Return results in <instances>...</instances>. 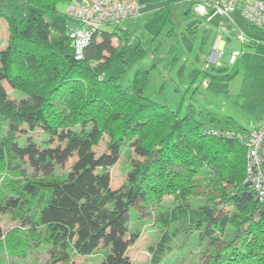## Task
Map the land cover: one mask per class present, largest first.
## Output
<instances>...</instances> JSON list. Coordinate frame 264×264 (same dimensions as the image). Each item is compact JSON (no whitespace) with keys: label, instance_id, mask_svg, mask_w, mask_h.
I'll return each instance as SVG.
<instances>
[{"label":"trees","instance_id":"obj_1","mask_svg":"<svg viewBox=\"0 0 264 264\" xmlns=\"http://www.w3.org/2000/svg\"><path fill=\"white\" fill-rule=\"evenodd\" d=\"M26 2L23 16L16 7L6 13L0 2V26L4 20L8 28L0 45V170L14 178L0 190V214L18 223L7 233L0 226V249L19 255L44 247L51 264H82L102 247L100 264H130L128 247L138 236H127L130 210L172 195L177 207L158 215L161 234L149 246L151 264H160L188 227L185 236L193 229H200V237L222 233L226 246H213L218 264L256 254L264 264V194L248 164L249 138L263 129L264 118L253 129L232 119L213 126L197 117L191 103L182 114L153 100L144 94L148 70L136 72L131 88L119 76H105L128 48L112 45L115 31L103 27L79 47V24L67 6L61 11L59 0ZM185 13L193 12L188 7ZM124 31L121 41L130 38ZM207 112L210 121L216 119ZM39 127L41 140L32 132ZM103 132L110 141L97 155L93 146ZM123 145L130 150V168L113 188L109 169L120 161ZM70 156L76 159L69 171L54 174ZM259 156L264 173V134ZM196 193L205 198L199 206L178 208Z\"/></svg>","mask_w":264,"mask_h":264},{"label":"rangeland","instance_id":"obj_2","mask_svg":"<svg viewBox=\"0 0 264 264\" xmlns=\"http://www.w3.org/2000/svg\"><path fill=\"white\" fill-rule=\"evenodd\" d=\"M69 1L59 0L58 9L64 11ZM138 1L139 14L125 20L120 27L109 24L103 28L109 32L115 31L116 40L113 46L117 47L121 42V45L128 44L124 59H115L105 76H119V81L131 88L136 72L148 70L144 94L151 99L180 110L182 114H185L188 104L191 103L197 117L205 124L228 126L227 120L232 119L236 126L251 129L259 127L264 118V33L250 28L239 12L234 13L233 17L239 28L258 41L243 44L234 30L224 33L223 54L218 65L209 61L212 45L218 35L217 19L207 22L205 19L198 20L193 13L186 14L188 4L182 0ZM0 2L8 14L13 13L16 7L19 15L23 16L27 8L26 0ZM192 24L195 26L190 31ZM123 29L129 32L130 38L121 41L119 37L123 36ZM7 36V22L2 20L0 45ZM236 51L239 52L236 54L237 61L232 64L230 59ZM111 52H106V55L109 56ZM193 70L195 72L191 74ZM228 72L235 74L225 79L216 76ZM186 84H189V88ZM5 85L14 95L9 84L5 82ZM16 94L22 96L19 90ZM207 109L214 112L215 120L210 121ZM32 132L37 140L44 138L40 127ZM109 141L108 133L103 132L93 146V152L100 155ZM129 153V148L123 145L120 161L109 169L113 188L120 187L126 180L130 168ZM75 159L76 156L67 158L63 164L56 166L54 174L65 175ZM25 166L29 174L33 175L34 169L28 163ZM11 178L13 176L7 170H0V190H8L7 180ZM201 192L202 190L199 193ZM198 199L205 198L196 193L186 202H180L178 208L181 209L182 205H189V209L197 207L200 204ZM175 204L173 196L167 195L160 204L158 201H145L135 204L136 208L132 206L134 210L131 209L129 213L127 236L132 237L135 232L138 236L128 247L130 264H151L152 253L149 246L156 245L161 234L156 220L166 209L176 208ZM17 225L18 223L11 221L8 215L0 214V226L5 233L18 228ZM188 230L189 227L183 230V234L176 236V247L163 256L160 264H218L213 246H226L222 233L216 230L213 235L205 233L200 237V229H193L185 236ZM101 248L93 254L94 259H84L82 264H100L103 257ZM256 257L259 256L249 255L248 259L232 264H261ZM49 261L50 253L44 247L19 255L0 249V264H51ZM219 264L228 263L224 260Z\"/></svg>","mask_w":264,"mask_h":264},{"label":"built area","instance_id":"obj_3","mask_svg":"<svg viewBox=\"0 0 264 264\" xmlns=\"http://www.w3.org/2000/svg\"><path fill=\"white\" fill-rule=\"evenodd\" d=\"M182 1L188 4L195 16L208 21L217 19L218 35L209 55V61L215 64L220 65L219 59L223 54V49L218 47V43L224 41V33L234 30L243 44L258 41L257 38L239 28L233 17L234 13L239 12L250 28L264 33V0ZM66 10L69 17L75 19L79 24L75 39L78 46L83 47L94 33L100 31L104 26L121 24L139 14L140 4L138 0H70ZM238 53V51L233 52L231 62L236 60ZM211 131L213 132V130ZM263 134L264 127L250 136L248 155L249 172L254 174L255 188L260 195L264 194V173L260 170L261 157L259 156Z\"/></svg>","mask_w":264,"mask_h":264},{"label":"crops","instance_id":"obj_4","mask_svg":"<svg viewBox=\"0 0 264 264\" xmlns=\"http://www.w3.org/2000/svg\"><path fill=\"white\" fill-rule=\"evenodd\" d=\"M215 41H216V40H215ZM215 41H214V43H213V45H212V49H213V47H214ZM223 45H224V41H221V42L218 43V47H219V48H223ZM194 72H195V70H193V72L191 71V74L194 73ZM186 85H187V84H186ZM188 85H189V84H188ZM188 85H187V86H188ZM187 86H186V87H187ZM207 87H209V85H207ZM187 88H189V86H188Z\"/></svg>","mask_w":264,"mask_h":264}]
</instances>
